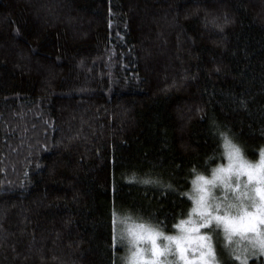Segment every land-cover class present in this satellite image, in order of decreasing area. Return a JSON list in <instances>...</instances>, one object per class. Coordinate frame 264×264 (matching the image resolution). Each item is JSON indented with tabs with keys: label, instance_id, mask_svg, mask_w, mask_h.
Instances as JSON below:
<instances>
[{
	"label": "trees",
	"instance_id": "obj_1",
	"mask_svg": "<svg viewBox=\"0 0 264 264\" xmlns=\"http://www.w3.org/2000/svg\"><path fill=\"white\" fill-rule=\"evenodd\" d=\"M222 130L264 143V0H0V264H121Z\"/></svg>",
	"mask_w": 264,
	"mask_h": 264
},
{
	"label": "clouds",
	"instance_id": "obj_2",
	"mask_svg": "<svg viewBox=\"0 0 264 264\" xmlns=\"http://www.w3.org/2000/svg\"><path fill=\"white\" fill-rule=\"evenodd\" d=\"M221 133L219 162L213 158L189 169L182 189L186 207L171 224L118 211L121 264H249L264 256V143L253 156L230 131ZM226 139L232 149L225 147ZM125 178L176 191L172 180L157 175L132 170Z\"/></svg>",
	"mask_w": 264,
	"mask_h": 264
},
{
	"label": "snow or ice",
	"instance_id": "obj_3",
	"mask_svg": "<svg viewBox=\"0 0 264 264\" xmlns=\"http://www.w3.org/2000/svg\"><path fill=\"white\" fill-rule=\"evenodd\" d=\"M221 135H223V133H221ZM225 147L228 149H232L233 146L230 144V142L227 141V139L225 140Z\"/></svg>",
	"mask_w": 264,
	"mask_h": 264
},
{
	"label": "rangeland",
	"instance_id": "obj_4",
	"mask_svg": "<svg viewBox=\"0 0 264 264\" xmlns=\"http://www.w3.org/2000/svg\"><path fill=\"white\" fill-rule=\"evenodd\" d=\"M116 229H117V239H118V241H119V243L122 245V243H121V241H120V238H119V236H118V223H117V226H116Z\"/></svg>",
	"mask_w": 264,
	"mask_h": 264
}]
</instances>
